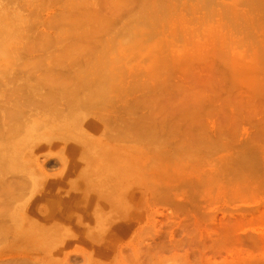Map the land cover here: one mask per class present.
<instances>
[{"label": "rangeland", "instance_id": "rangeland-1", "mask_svg": "<svg viewBox=\"0 0 264 264\" xmlns=\"http://www.w3.org/2000/svg\"><path fill=\"white\" fill-rule=\"evenodd\" d=\"M141 1L0 0L2 3L0 4V33L2 34L0 37V153H7L9 157L20 148L21 161L25 163L27 173L28 171L33 173L30 169L33 167L38 169L40 166L43 172L40 174L44 176L46 183L63 181L65 186L57 189L59 191L56 193L61 201L69 199L66 196L72 194L80 197L89 194L94 198V202L87 208L84 207L86 200L79 202L78 206L81 207L78 208L83 210V215L73 213L76 211L73 208L62 209L67 214L68 211L70 212L69 219L73 222L67 221V223L58 217H49L47 224H44L38 220L44 210L36 208V214L32 215L29 209L24 213L25 209L21 214L16 209L18 203L31 200L40 189V174L35 171L34 175H31L34 181L31 182L27 173L25 177L20 178L24 172L18 171L17 166L12 162L8 167H4L5 169L0 167V231H2L0 232V264L4 260L2 264L5 262L6 264H25L26 262L35 264L28 256L34 253H41L39 256H45L44 260L59 259L54 263L46 261L39 264H135V258L138 260L135 261L136 264H259L255 259L264 257V0H211V2L206 0V3H203L204 0H198V2L182 0L180 3L178 2L180 0L177 2L167 0L170 4H165L166 0H163L164 2L152 0L159 1L156 3L157 8L160 5H163V8L165 5L170 7L172 3L176 5H172L170 10L167 8L168 12L161 7L165 13L169 14H166L168 17L164 15L167 21L161 17L165 13L162 14L163 11L160 8L158 11H162L161 14L156 15L157 11L154 12L155 17L158 15L160 17L158 21L163 20L157 21L161 24H155L158 27L155 28L156 31H154L155 26H152L151 33L147 32L150 26H146L148 30L145 25L142 26L140 20L143 17L135 22V15L141 13L138 10H141V7L143 10L146 6V1ZM151 3L154 7L156 6L154 2ZM88 7L92 9L89 10ZM152 7H150L151 12L154 9ZM150 9L148 8L147 11ZM85 10H87L86 13H84ZM145 11L144 9L145 15L141 16H146L148 12ZM181 11L182 19L178 15ZM94 14L95 17L97 15V18L103 19L106 28L100 23L101 20L98 19L99 23L93 20ZM184 14L189 16L184 18ZM173 16L174 18L171 19ZM104 18L108 19L106 20L109 21L108 24L104 23ZM76 19L77 21L84 19L85 25L80 21V27L78 25L74 27L73 22ZM90 20L98 25L94 24L97 25L94 26L92 22L88 24L87 21ZM164 20L165 28L162 29L167 32L159 29V26H163ZM174 22L175 24H172ZM69 26L71 29L74 28L68 30ZM129 26L131 29L128 28ZM125 28V31L130 29L131 32L137 29L136 37L129 38L125 33L123 35ZM157 30L171 37H168L169 41H166V48L162 43L163 39L161 43L159 42L161 36L166 35H158ZM87 33H89L88 36ZM147 34H150L149 37ZM151 34H153L152 37ZM125 35L128 38L127 41H123ZM129 39L132 41H128ZM140 40H144V43ZM156 41L159 43L155 44ZM159 44H163V47H158ZM157 47L164 48L161 49L162 51H170V54L161 51L163 55L168 53L169 58L168 54L167 57L161 56L160 50H156ZM106 53L108 55L104 57H107V60H110L107 63L111 64L105 65L109 66L108 70L111 69L110 82H107L110 87L107 92H103L105 94L102 99L97 97L98 99L93 100L90 110L96 115L89 109L87 112L89 111L90 114L86 112L88 114L86 118L99 120L98 132L85 128L82 123L86 119L80 118V129L82 128L80 135L87 139V149L90 148L97 158L101 157L98 150L101 145L108 151L115 146V143H119L117 148L126 145L135 146L132 148L135 149L133 157L140 158L139 155H141V159L145 160V169L140 174L141 177H146L143 179L139 175L137 178L142 182V186L137 181L138 184L135 185L137 187L133 188L137 196H139V190L145 192L143 197L136 199L137 202H132L126 197L123 189L120 192H108L100 196L102 193L97 189L87 188V185L79 186L84 183V178L89 177L85 176L86 174L94 177L96 171L83 166L84 158L81 162L83 155L78 154L74 147L68 151L73 152L71 161L77 163L80 168L77 167L78 169L72 175L65 177L62 173L61 159L70 153L66 154V145L61 143L59 132L49 130L51 125L63 127L55 122L60 117H66L69 113L68 107L89 93L90 89L86 88L88 86L85 87L88 84L84 85L85 79L90 78L94 73L97 74L96 71L103 67L99 61ZM165 58L168 59L165 61ZM159 59L162 61L160 62ZM155 63L156 68L152 69ZM97 64L100 65L99 69ZM87 71L89 73L92 71L89 74L90 77ZM238 73H240L239 76H235ZM84 89L88 91L83 93ZM47 93H50V96ZM54 108L61 110V114L54 116L55 118L51 111ZM131 117L132 121L129 122L128 119ZM53 119L56 121L54 122ZM109 119L110 123H108ZM111 123L114 124L111 125ZM145 125L150 134L148 135L150 139L147 140L150 141L143 140L148 142V146L151 144L149 148L146 147L147 150L144 147L146 143L143 146L141 141L145 133L148 134L143 129ZM29 127L33 128L37 138L27 139L22 149L19 147L21 135H24ZM109 127H113V130ZM73 130L71 134L76 135L77 129L75 133ZM114 130L120 135L110 134ZM125 131L128 133L126 137ZM131 138L135 140L134 143ZM44 139L54 142L52 150L43 149V146H51L45 143ZM92 140L95 142L89 143ZM76 143L80 144L77 140L74 141V144ZM23 153L27 155L25 160H22ZM165 155H171L172 161L169 157L167 161L164 160L167 157ZM151 157L158 163L153 161L154 165ZM14 160L20 162V159ZM189 160L190 162H187ZM150 161L153 165L148 163ZM89 181L92 182V180ZM20 188L24 190L21 198L18 196L22 192ZM165 194L169 196L163 198ZM102 202L103 207H101ZM113 203H115L114 206ZM93 204H96L95 207ZM40 205L38 207H41ZM177 207L180 208L177 209ZM91 210L96 212L93 213ZM116 212L122 213L123 217L133 212L138 223L134 216L133 229L114 232L113 230L116 229L113 227L120 223V220L114 219ZM20 215L24 216H22L24 226L33 223L36 227L38 226L41 233L44 230L47 232L44 231L41 238L36 239L33 233H29L27 237L25 236L27 241L14 237L13 220ZM64 217L67 218L66 215ZM227 217L230 218L227 219ZM101 219L102 223L99 222ZM223 220L226 221L225 224L231 221L230 223L233 225L235 223L237 226L234 225L233 229L234 226L229 224L231 232L222 231L226 227V225L223 229L221 228L223 225L219 227L221 222L224 223ZM96 222L97 225H101L96 226ZM184 227L189 228H187L188 233L186 230L185 233ZM228 228L230 227L227 225V230ZM28 230H30L29 227L25 231ZM193 230H196L195 233ZM212 230L214 231L210 232ZM189 231H193L192 234ZM199 231L201 232L198 233ZM204 232L206 235L211 233L208 239V235L206 236ZM220 232L225 236L223 239H227L226 243L222 242L226 240L219 239ZM186 234H189V237ZM181 239L186 242H182ZM161 242L164 245H160ZM100 247L101 249H97ZM248 259L252 261L246 262Z\"/></svg>", "mask_w": 264, "mask_h": 264}, {"label": "bare ground", "instance_id": "bare-ground-1", "mask_svg": "<svg viewBox=\"0 0 264 264\" xmlns=\"http://www.w3.org/2000/svg\"><path fill=\"white\" fill-rule=\"evenodd\" d=\"M78 1H81V0H78ZM141 1V0H140ZM146 1V8H147V5H148V8L150 9V7H154V4L153 3H151V2H154L155 3V5H156V3H158L157 1H152L151 0V2H147V0H144V2ZM150 1V0H149ZM163 1V0H162ZM167 1V0H166ZM166 1L164 2L165 4H170V1H167V3H166ZM172 1V0H171ZM175 1V0H174ZM182 0H180V1H178L179 3L181 2ZM195 1V0H194ZM201 1H203V0H201ZM210 2H211V0H209ZM88 2V1H87ZM169 2V3H168ZM173 2V1H172ZM176 2H177V0H176ZM184 2V1H183ZM191 2V1H190ZM197 2H198V0H197ZM197 2H196V4H197ZM207 1L206 0H204L203 1V3H206ZM218 2V1H217ZM141 3H143L142 1H141ZM148 3V4H147ZM160 3L161 4H163L161 1H160ZM159 3V4H160ZM201 3V2H200ZM0 4H2L1 2H0ZM144 4V3H143ZM149 4H152V5H149ZM164 4V5H165ZM184 4V3H183ZM208 4V3H207ZM172 5H176L175 3H172L171 5H170V7L172 6ZM203 5V4H202ZM212 5H213V3H212ZM217 5H219V4H217ZM226 5V4H225ZM228 5V4H227ZM1 6V5H0ZM142 5H140V7H141ZM157 6L158 5H156L155 7H154V11L152 10V12H151V9L150 10H148L147 11V9L145 8V7H143V10L145 9L146 11V13L147 14H149V15H147L146 14V16H141V15H145V13L143 12V10H142V7H141V10H138V11H141V13H143V14H141L140 12L138 13V14H134L136 17H134V18H136V21L135 22H138V20H140V17L142 18L140 21H141V23L143 24L142 26H144L145 25V27L147 26H150L149 28V30L147 29V27H146V29L148 30L147 32H149L150 30H152V26H155V24L156 25H159V24H161V23H158V22H161V20H163V19H161L160 21H158V19L160 18L159 17V15L158 16H154L155 15V13L154 12H156V15H157V13L158 14H161V12L163 11V9H164V11L166 12V10H167V8L169 9L170 7H167V6H169V5H165L164 6V8H163V5L161 6L160 5V9H161V7L163 8V9H161L162 11H158L159 10V8H157ZM179 6H181V5H179ZM184 6V5H183ZM185 6H186V4H185ZM152 7V8H153ZM192 7V6H191ZM206 7V6H205ZM215 7H216V5H215ZM221 7H222V5H221ZM226 7V6H225ZM89 8V7H88ZM156 8H157V10H156ZM172 8V7H171ZM175 8V7H174ZM200 8V7H199ZM231 8V7H230ZM92 8H89V10H91ZM140 9V8H139ZM166 9V10H165ZM185 9V8H184ZM189 9H191V8H189ZM195 9H196V7H195ZM170 10V9H169ZM210 10H211V8H210ZM224 10V9H223ZM227 10H228V8H227ZM230 10V9H229ZM86 11L87 10H85L84 11V13H86ZM162 12V14L163 13H165V12ZM171 11H172V9H171ZM171 11H169V12H171ZM177 11V10H176ZM183 11V10H182ZM182 11L180 12V14H178L179 15V17H180V15H181V13H182ZM185 11V10H184ZM212 11V10H211ZM92 12V11H91ZM91 12H88V13H91ZM150 12V13H149ZM167 12H168V10H167ZM174 12V11H173ZM178 12V11H177ZM212 13V12H211ZM223 13V12H222ZM140 14V15H139ZM150 14H153V15H151L150 16ZM166 14H168V13H165V14H163L161 17L163 18L164 17V15H165V17L167 16ZM183 14V13H182ZM186 14V13H185ZM185 14H184V16H185ZM190 14V13H189ZM205 14V13H204ZM228 14V13H227ZM90 15H92V14H90ZM90 15H88V16H90ZM169 15V14H168ZM174 15V14H173ZM177 15V14H176ZM175 15V16H176ZM211 15V14H210ZM82 16V15H81ZM94 17L93 18H95V19H93V20H97L96 22H98V19L99 18H97V15H96V17H95V14L93 15ZM154 16V17H153ZM172 16V15H171ZM186 16H189V15H186ZM186 16L184 17V18H186ZM206 16V15H205ZM229 16V15H228ZM80 17V16H79ZM99 17H100V15H99ZM132 17V16H131ZM137 17H139V18H137ZM158 17V18H157ZM164 17V19L166 20V18ZM168 17V16H167ZM170 17V16H169ZM209 17V16H208ZM207 17V18H208ZM213 17V16H212ZM227 17V16H226ZM82 18V17H81ZM80 18V19H81ZM106 18V17H105ZM105 18H104V20H105ZM130 18V17H129ZM174 18V16L171 18V19H173ZM178 18V17H177ZM181 18V17H180ZM183 18V17H182ZM181 18V19H182ZM203 18V17H202ZM201 18V19H202ZM211 18V17H210ZM209 18V19H210ZM224 18V17H223ZM75 19V18H74ZM79 19V21H77L78 19H76V21H74L73 22V25H75L74 27H76L77 25L80 27V25H79V23L81 24V22L80 21H82L83 22V25H85L84 24V22L85 21H83V20H80ZM170 19V18H169ZM187 19H188V17H187ZM87 20H88V18H87ZM99 20H101V19H99ZM103 20V19H102ZM101 20V21H102ZM106 20H108V19H106ZM105 20V21H106ZM165 20H164V22L162 21V24H163V26H159V29H161L163 32H167V31H165V30H163L165 27ZM176 20V19H175ZM180 20V19H179ZM192 20V19H191ZM104 21V23H107V22H109V21H106L105 22ZM132 21L134 22V20L132 19ZM158 21V22H157ZM167 21V20H166ZM169 21V20H168ZM171 21V20H170ZM173 21V20H172ZM198 21V20H197ZM202 21V20H201ZM87 22H89L88 24H90L92 21L90 20V21H87ZM94 23V24H97V23ZM182 22V21H181ZM183 22H184V20H183ZM183 22L181 23V24H183ZM186 22V21H185ZM86 23V22H85ZM99 23V22H98ZM100 23H102L103 24V21L102 22H100ZM131 23V22H130ZM140 23V22H139ZM158 23V24H157ZM167 23V22H166ZM178 23V22H177ZM188 23V22H187ZM196 23V22H195ZM204 23V22H203ZM226 23H227V21H226ZM231 23V22H230ZM2 24V23H1ZM88 24H87V26H88ZM93 24V22H92V25H94ZM108 24V23H107ZM111 23H109V25H110ZM169 24V23H168ZM172 24H175V22L174 23H172ZM186 24V23H185ZM3 25V24H2ZM1 25V26H2ZM72 25V26H73ZM98 25V24H97ZM97 25H94V26H97ZM124 25V24H123ZM133 25V24H132ZM141 25V24H140ZM170 25H171V23H170ZM179 25V24H178ZM178 25H177V27H178ZM231 25V24H230ZM91 26V25H90ZM94 26H93V28H94ZM100 26V25H99ZM98 26V27H99ZM103 26L105 27V25L103 24ZM108 26V25H107ZM127 26V25H126ZM205 26V25H204ZM232 26V25H231ZM4 27L6 28V25H4ZM71 26H69V28H70ZM73 27V28H74ZM101 28H102V26H100ZM99 27V28H100ZM103 27V28H104ZM110 27H111V25H110ZM124 27V26H123ZM157 26H155L154 27V31H156V28ZM196 27V26H195ZM229 27V26H228ZM1 28V27H0ZM72 28V29H73ZM96 28V27H95ZM106 28V27H105ZM108 28V27H107ZM113 28V27H112ZM128 28H130V26L128 27ZM136 28H137V25H136ZM158 28V27H157ZM163 28V29H162ZM179 28V27H178ZM71 28L70 29H68V30H72ZM118 29H120V27H118ZM117 29V30H118ZM131 29V28H130ZM128 30L127 29V31H125L126 30V28L125 29H123V35H124V33L127 35L128 34V37L129 38H132V37H136V30L135 31H133L132 30V32H131V30ZM174 29V28H173ZM172 29V30H173ZM186 29V28H185ZM192 29V28H191ZM4 30V29H3ZM76 30V29H75ZM90 30V29H89ZM88 30V31H89ZM98 30V29H97ZM96 30V31H97ZM113 30V29H112ZM114 30H115V28H114ZM171 30V29H170ZM177 30V29H176ZM193 30V29H192ZM196 30V29H195ZM212 30V29H211ZM7 30H5V32H6ZM94 31V30H93ZM95 31V32H96ZM154 31H152V33L154 32ZM158 32H157V34L159 35V34H165V33H160V30H157ZM182 31V30H181ZM189 31V30H188ZM209 31V30H208ZM2 32V31H1ZM4 32V33H5ZM71 32H73V31H71ZM120 32V31H119ZM141 32V31H140ZM3 33V32H2ZM74 34H75V32H73ZM77 33V32H76ZM89 33H91V31H89ZM89 33H87V36L89 35ZM116 33V32H115ZM118 33V32H117ZM116 33V34H117ZM138 33H139V31H138ZM137 33V34H138ZM149 33H151V31L149 32ZM169 33V32H168ZM172 33V32H171ZM170 33V34H171ZM184 33V32H183ZM195 33V32H194ZM209 33V32H208ZM213 33V32H212ZM216 33V32H215ZM74 34H72V35H74ZM93 34V33H92ZM178 34V33H177ZM190 34H193V33H190ZM1 33H0V37H1ZM4 35V34H3ZM6 35V34H5ZM94 35V34H93ZM125 35V39H124V37H123V41H127V36ZM148 35H150V34H147V36ZM152 35L153 34H151V37H152ZM156 35V34H155ZM166 36H164V35H162L159 39V42L161 43L163 40H164V42H162L163 44H164V46H165V48L167 47V45H165L166 44V41L169 39V38H171L168 34H165ZM168 35V36H167ZM211 35H213V34H211ZM92 36V35H91ZM90 36V37H91ZM146 36V37H147ZM175 36V35H174ZM181 36V35H180ZM191 36V35H190ZM215 36V35H214ZM4 37H6V36H4ZM3 37V38H4ZM149 37V36H148ZM147 37V38H148ZM155 37V36H154ZM169 37V38H168ZM173 37V36H172ZM224 37V36H223ZM164 38H167V39H164ZM144 39V38H143ZM163 39V40H162ZM174 39H176L175 37H174ZM184 39V38H183ZM147 40V39H146ZM170 40H172V39H170ZM5 41V40H4ZM121 41V40H120ZM128 41H132V39L130 40H128ZM140 41H142V43H144L143 41L144 40H140ZM158 41V40H157ZM156 41V42H157ZM169 41V40H168ZM184 41V40H183ZM159 42H157V43H155V44H158ZM4 43V42H3ZM5 43H6V41H5ZM4 43V44H5ZM185 43V42H184ZM191 43V42H190ZM189 43V44H190ZM224 43V42H223ZM163 44L162 45H160L159 44V46L158 47H163ZM168 45L170 44V43H167ZM171 45V44H170ZM181 45V44H180ZM153 46H156V45H153ZM183 47H184V44L182 45ZM194 46V45H193ZM225 46H226V44H225ZM1 47V46H0ZM143 47V46H142ZM156 48V50H160L159 52L161 53H159V52H156V53H158V55L160 54L161 56H164V57H167L166 55L170 52H168V51H166V50H164V51H166V52H168L167 54H165V55H163L162 54V52L163 53H166V52H164V51H162L161 49H164V48ZM4 48V47H3ZM141 48V47H140ZM152 48V47H151ZM131 49H133V48H131ZM137 49V48H136ZM155 49V48H154ZM187 49V48H186ZM134 50V49H133ZM162 51V52H161ZM189 51V50H188ZM228 51V50H227ZM151 52H152V50H151ZM103 53V52H102ZM186 53V52H185ZM170 54V53H169ZM169 54H168V58H169ZM97 55H100V54H97ZM105 55H108L107 53L106 54H103L102 55V59H101V61H99L100 60V58H99V60H97V61H99V62H101L100 63V65L101 66H103L102 68H100L99 66V64H97L98 65V69L100 68V70H97L96 72H97V74L96 73H94V75L92 74L91 75V77H90V75L89 74H91L92 73V71H91V73H89L88 71V77H90V78H87V79H85V83H84V85L87 83L88 85H85V87L86 86H88V87H86V88H89L90 90L88 91V89H86L89 93L88 94H86L85 96H82L83 98H80V100L77 102L76 101V103L75 104H71L72 106H70V107H68L69 109H68V111H69V113L66 115V117H60V119L57 121V122H55L56 120H54V122L57 124V125H60V126H63V127H58V126H55V125H51V126H49V130H51L50 132H56V131H58L59 132V139H60V141H61V143L63 144V145H66L65 146V152H66V154L67 153H70V151H68V149H72L73 147L74 148H76L77 149V153L79 154H81V155H83V156H81V162H83L82 161V159L84 160V165L83 166H85L86 168H92V169H94L95 171H96V175H94V177L90 174H86L85 176H89L88 178L86 177V178H84L85 179V181H87V182H85L84 181V183H82V184H79V186H86L87 185V188H90V189H97L98 190V192H101L102 194H100V196H102V195H106V194H108V192H110V193H112V192H114V191H119L120 192V190L121 189H123V191L125 192V195H126V197H128L132 202L133 201H135V202H137L136 201V199H138L139 197H141L142 195L144 196V191L143 190H139V196H137V194H136V191L133 189L134 187H137V186H135L136 185V183H137V181L138 182H140L139 180H138V178L137 177H139V175H140V177H141V174L140 173H143V171H144V169H145V165H144V159H141L142 158V156L141 155H139V157L140 158H135V157H133V153H134V151H135V149H132V148H135V146H133V145H131V146H129V145H126V146H120L119 148H117L118 147V145H119V143H115L114 145L115 146H113V147H111V148H109V151L108 150H106L104 147H103V145H101L100 147H99V152L101 153V157H99L98 156V158L96 157V156H94L93 154H92V151L90 150V148L89 149H87L88 148V145H87V143H88V141H87V139H85V138H83L81 135H80V133H81V129H80V126H81V121L79 120L80 118H81V120H85V122H83L82 123V125L85 127V128H87V129H89V130H93V131H95V130H97L96 132H98V127H99V120L97 121V120H95V119H90V118H86V115L88 116V114H90V112H92L90 109H91V106L93 105V100L95 101V99H98L97 97H99V99H102L103 98V95L105 94V93H103V92H107V90L109 89V87H110V85H108L109 83H107V82H110V75H112L111 73H109L110 72V70H108L109 69V66H105L106 64L107 65H111V64H108L109 63V61L110 60H107L108 58L107 57H104ZM149 55H150V52H149ZM151 55H152V53H151ZM161 56H159L160 58H162L163 59V57H161ZM101 57V56H100ZM158 57V58H159ZM171 57V56H170ZM104 58V59H103ZM157 58V59H158ZM167 58V59H168ZM110 59V58H109ZM166 58H165V61L167 60ZM160 60V62L162 61L161 59H159ZM158 60V61H159ZM107 61H108V63H107ZM237 61V60H236ZM159 62V63H160ZM235 62V61H234ZM98 63V62H97ZM162 64V63H161ZM232 64H233V62H232ZM236 64V63H235ZM153 65V64H152ZM155 65V67L153 66L152 67V69L153 68H156V63L154 64ZM159 65V64H158ZM163 65V64H162ZM237 65H239V64H237ZM244 66V65H243ZM242 66V67H243ZM96 67V66H95ZM105 67H108V68H105ZM158 67V66H157ZM234 67V66H233ZM238 67V66H237ZM236 67V68H237ZM97 68V67H96ZM96 68H94L95 70H96ZM240 68H241V65H240ZM105 69H107V70H105ZM149 69H150V67H149ZM239 69V68H238ZM141 70V69H140ZM151 70V69H150ZM155 70V69H154ZM154 70H152V71H154ZM242 70V69H241ZM247 70V69H246ZM90 71V70H89ZM94 71V70H93ZM99 71V72H98ZM101 71V72H100ZM151 71V72H152ZM233 71H235V70H233ZM245 71V70H244ZM112 72V71H111ZM134 73H135V71H133ZM138 72H140L139 70H138ZM143 72V71H142ZM237 72V71H236ZM236 72H235V74H236ZM238 72H240V70L238 71ZM242 72H243V70H242ZM242 72H241V74H242ZM102 74L101 75V77H99V75L100 74ZM136 73H137V71H136ZM135 73V74H136ZM239 74L240 73H238L237 75H235V76H239ZM244 74V73H243ZM96 75H98V77L96 76ZM86 76V75H85ZM245 76V75H244ZM240 77H242V76H240ZM86 78V77H85ZM116 78V77H115ZM116 82V81H115ZM107 83V84H106ZM118 88V87H117ZM104 89H106V91H104ZM119 89V88H118ZM85 89H84V92L83 93H85V91H86ZM87 93V92H86ZM47 95L48 96H50V93L48 94L47 93ZM95 95V96H94ZM45 96H46V94H45ZM101 97V98H100ZM78 100V99H77ZM97 101V100H96ZM71 103V102H70ZM69 103V104H70ZM95 103V102H94ZM92 104V105H91ZM115 104V103H114ZM112 105V104H111ZM110 106V105H109ZM89 109V111L87 112V110ZM117 109H119V107L117 108ZM51 111H53V117L54 116H59V113L61 112V110L59 109V108H54L53 110L51 109ZM86 112L88 113V114H86ZM108 112V111H107ZM109 113V112H108ZM58 114V115H57ZM61 114V113H60ZM92 114H95V113H93L92 112ZM113 114V113H112ZM84 115V116H83ZM96 115V114H95ZM94 115V116H95ZM15 117H16V115H14ZM127 116V115H126ZM130 117V116H129ZM128 117V118H129ZM55 118V117H54ZM95 118H97V117H95ZM106 119H108V118H106ZM106 119H105V122H106ZM127 119V118H126ZM132 117L130 118V119H128L129 120V122H131L132 120ZM115 120V119H114ZM113 120V121H114ZM128 120H126V122L128 121ZM80 123H79V122ZM119 121V120H118ZM125 122V121H124ZM125 122V123H126ZM108 123H110V119H109V122ZM128 123V122H127ZM79 126H78V125ZM103 124H105V123H103ZM112 124H114V123H111V125ZM116 124H118V126H119V123L117 122V120H116ZM131 124V123H130ZM129 124V125H130ZM102 125V124H101ZM110 125V126H111ZM117 126V125H116ZM146 126V125H145ZM145 126H144V128L143 129H147V126H146V128H145ZM74 127H76V128H74ZM78 127V128H77ZM30 128H32V127H29L28 129H27V132H25V134L24 135H21V139H20V144H19V147H21L22 149H23V146H25V142H26V140L27 139H34L35 137L37 138V136L35 135V133H34V130H33V128H32V130H30ZM35 128V127H34ZM73 128L75 129V130H73ZM100 128H101V126H100ZM107 128V127H106ZM110 128V130L112 129L113 130V127H109ZM76 129H77V132H76ZM87 129H85V130H87ZM53 130V131H52ZM55 130V131H54ZM73 130V132L75 133L76 132V135H72L71 134V131ZM88 130V131H89ZM108 130V129H107ZM144 130V131H145ZM148 130V129H147ZM145 131V132H147L148 134L146 135V133H145V135L144 134H142V136H140V137H142V140H141V138H140V140L142 141V144H143V146H144V144L146 143L143 139H146V141H150V140H147V139H150V137L148 138V135L150 136V134H149V132L148 131ZM109 132V131H108ZM107 132V133H108ZM142 132V131H141ZM77 133H79V134H77ZM103 133V132H102ZM110 133V132H109ZM114 134V136H115V133H117L115 130H114V132H112L111 131V133L110 134ZM125 133H126V135H125V137L128 135V133L125 131ZM124 133V134H125ZM142 133H144V132H142ZM118 134V133H117ZM117 134H116V137H118L120 134H118V136H117ZM122 134H123V132H122ZM34 137H33V136ZM101 135H103V134H101ZM104 136V135H103ZM111 135H109V137H110ZM31 137H33V138H31ZM147 137V138H146ZM74 139H76L80 144H78V143H76V144H74V141H76V140H74ZM118 138H116V140H117ZM132 140H133V138H131ZM45 140V141H44ZM44 140H42V141H44L45 143H49L51 146H43V149H46L47 151H50V150H52V148H53V145H54V142H52V141H50L49 139L47 140V139H44ZM112 140H115V139H112ZM119 140V139H118ZM93 141L95 142V140H92V141H89V143L90 142H92L93 143ZM134 141L135 140H133V143H134ZM144 141V142H143ZM127 142H131L132 143V141H129V140H127ZM151 142H149V144H150ZM151 145V144H150ZM149 145V146H150ZM175 145V144H174ZM177 145V144H176ZM148 146V142L145 144V149L147 150V147ZM149 146H148V148H149ZM175 147V146H174ZM177 147H179V146H177ZM177 147H175V148H177ZM164 148V147H163ZM180 148V147H179ZM181 148H182V146H181ZM211 148V147H210ZM213 148V147H212ZM161 149V148H160ZM201 150V149H200ZM211 150V149H210ZM149 151V150H148ZM148 151L146 152V153H148ZM155 151V150H154ZM157 151V150H156ZM167 151V150H166ZM176 151H178V150H176ZM213 151V150H212ZM170 152V151H169ZM190 152V151H189ZM204 152H205V150H204ZM238 152V151H237ZM73 153V152H72ZM72 153H70L69 155L67 154V156L66 157H64V158H62L61 159V163H62V168H63V175H65V177H67L68 175H72L73 174V172H75L78 168H80V167H78V164L77 163H75V162H72L71 161V159H72V156H73V154ZM74 153H75V156H76V150L74 149ZM166 153V152H165ZM172 153V152H171ZM177 153V152H176ZM181 153V152H180ZM187 153H188V151H187ZM186 154V153H185ZM189 154V153H188ZM210 153H208V155H209ZM20 155H21V152H20V148H18L15 152H14V154L12 155V156H10L9 155V157H8V155H7V153H0V167L1 168H6V167H8L9 166V163L10 162H12V163H14L16 166H17V170L18 171H20V172H24V174H22L21 176H20V178L22 179V177H25L26 176V173H27V169L25 168V163L24 162H22L21 161V157H20ZM178 154H176V156H177ZM193 155V154H192ZM195 155V154H194ZM193 155V156H194ZM204 155H206V154H204ZM211 155V154H210ZM236 155V154H235ZM25 156H27L26 154H24L23 153V155H22V160H25L24 158H25ZM74 156V157H75ZM165 156H167V155H165ZM187 156V155H186ZM190 156V155H189ZM238 156H239V154H238ZM237 156V157H238ZM78 157H79V155H78ZM161 157V156H160ZM163 157V156H162ZM168 157L171 159L170 161H172V157H171V155H168L167 157H163L164 158V160L166 159V161H167V159H168ZM185 157V156H184ZM20 159V162L19 161H17V160H14V159ZM152 158L153 157H151V160H152ZM159 158V157H158ZM173 158H174V154H173ZM154 159H155V157H154ZM187 159V158H186ZM77 160H79L80 161V159H77ZM157 160V159H156ZM153 161L155 162V160H152V163H153ZM192 161V160H191ZM194 161V160H193ZM137 162H139V164L137 163ZM187 162H190V160L189 161H187ZM135 163H136V165H135ZM149 164L151 163V161L150 162H148ZM151 163V165H155V163H153L152 164ZM158 163V162H157ZM156 163V164H157ZM176 163V162H175ZM160 164V163H159ZM143 165V166H142ZM78 167V168H77ZM149 167H150V165H149ZM0 168V169H1ZM4 168V169H5ZM147 168H148V165H147ZM170 168V167H169ZM239 169V168H238ZM244 169V168H243ZM248 169V168H247ZM30 170H33V173H29V171H28V173H27V175H28V177H29V180L32 182V181H34V178L31 176V175H34V172L35 171H37L39 174L40 173H42L43 174V172L41 171V169H40V166H39V168L38 169H35L34 167L33 168H31ZM80 170V169H79ZM78 170V171H79ZM82 170V169H81ZM147 170V169H146ZM26 171V172H25ZM91 171V170H90ZM94 171V172H95ZM89 172V171H88ZM85 173H86V171H85ZM84 173V174H85ZM145 173V172H144ZM147 174V173H146ZM214 174V173H213ZM148 175V174H147ZM228 175V174H227ZM234 175V174H233ZM240 175V174H239ZM18 176V175H17ZM16 176V177H17ZM84 176V177H85ZM142 176H144L143 174H142ZM39 177H40V189L39 190H37V192L35 193V195H33L32 196V198H31V200H29V201H23L22 203H18V205H17V211H18V213H22V211H24L25 209H26V211H24V213H26L27 212V210L29 209V213L30 214H32V215H35L36 214V208H39V209H42V210H44L43 212H42V214L38 217V220L40 221V222H43L44 224H47L46 222L47 221H49V217H58V218H60V219H62V220H64V221H68L69 223H71V221L73 222V220L72 219H69L70 217H69V215H70V212L68 211V214L65 212V211H62V209L64 208V207H68V208H73V209H76V211H74L73 213H79V214H81V215H83V210L82 209H80V208H78V207H81V206H78V204H79V202L80 201H83V199L84 200H86V202H85V205H84V207L85 208H87V207H89V206H91V204H92V202H94V198L92 197V196H90L89 194H87V196H78V195H75V194H72V195H70V196H66L67 198H69V199H65V200H63V201H61L60 199H59V196H58V194H56V193H58V191L59 190H57V189H59V188H62V187H64L65 186V184H64V182L63 181H57L56 183H46V181L43 179V177L44 176H42L41 174L39 175ZM141 178H143V177H141ZM146 177L144 176V178L143 179H145ZM25 179V178H24ZM140 179V178H139ZM16 180V179H15ZM89 180H92V182L91 181H89ZM141 180V179H140ZM232 181V180H231ZM20 182V181H19ZM71 182V181H70ZM16 183H18V182H16ZM24 183V182H23ZM72 183V182H71ZM138 184V183H137ZM140 184H141V186H142V182H140ZM160 184H161V182H160ZM20 185V184H19ZM27 185V184H26ZM70 186H71V184H70ZM169 186V185H168ZM168 186H167V188H168ZM172 186V185H171ZM8 187V186H7ZM26 187H28V186H26ZM161 187H162V185H161ZM21 188H22V186H21ZM20 188V189H21ZM24 188V187H23ZM85 188V187H84ZM156 188H158V186L156 185ZM166 188V189H167ZM26 189V188H25ZM147 189H149V188H147ZM162 189H164L165 190V188H162ZM161 189V190H162ZM238 189H239V187H238ZM19 190V189H18ZM87 190H89V189H87ZM86 190V191H87ZM97 190H96V192H97ZM187 190V189H186ZM21 193H17L18 194V196L21 198L22 197V193H23V189H21ZM205 191V190H204ZM88 192V191H87ZM188 193V192H187ZM77 194V193H76ZM98 194V193H97ZM97 194H96V197H97ZM98 194V195H99ZM10 195V194H9ZM147 195H148V193H147ZM161 195V194H160ZM142 196V197H143ZM163 196V195H162ZM165 196V197H164ZM163 196V198H166V197H168L166 194ZM108 197V196H107ZM147 197V196H146ZM63 198H65V197H63ZM106 198V197H105ZM109 198V197H108ZM159 198H162V197H159ZM162 198V199H163ZM10 199V198H9ZM12 199V198H11ZM109 199H111V198H109ZM144 199V198H143ZM172 199V198H171ZM111 201L112 202H114L113 201V199H111ZM11 202V201H10ZM42 202V203H41ZM177 202V201H176ZM84 203V202H83ZM103 203V202H102ZM101 203V207H103L104 206V203L102 204ZM179 203V202H178ZM40 204H42L43 206H41ZM41 206V207H38V206ZM94 205V204H93ZM96 205V204H95ZM95 205H94V207H95ZM115 205V203H113V206ZM128 205V204H127ZM131 206V205H130ZM133 206V205H132ZM137 207V206H136ZM139 207V206H138ZM145 207V206H144ZM135 208V207H134ZM178 208H180V207H177V209ZM182 208V207H181ZM143 209V208H142ZM94 210V209H93ZM93 210H91V212L93 211ZM141 210V209H140ZM178 211V210H177ZM91 212H90V214H91ZM96 212V211H95ZM94 211H93V213H95ZM176 212V211H175ZM181 212V211H180ZM202 212V211H201ZM89 213V212H88ZM108 213V212H107ZM106 213V214H107ZM188 213V212H187ZM214 213H215V211H214ZM174 214V213H173ZM182 214V213H181ZM204 214V213H203ZM264 214V213H263ZM64 215H66L67 216V218L66 217H64ZM96 215L98 216V217H100L97 213H96ZM105 215V214H104ZM117 215V216H116ZM123 214L122 213H119V212H116V214L114 215L116 218H114V219H118L117 221H119L120 220V223H118V225L115 227H113V229H116V230H113L114 232H118V231H120V230H129V229H131L132 228V222H133V219H134V216H135V214L133 213V212H131L130 214H128L129 216H127V215H125L124 217L122 216ZM187 215V214H186ZM212 215V214H211ZM210 215V216H211ZM214 216H215V214H213ZM22 216L23 215H20V217L19 218H17V219H14L13 221H14V229H15V234H14V237H17L18 239L20 238V239H22L23 238V240L25 239V236L27 237V235L29 234V233H33L34 234V237H35V239L36 238H41V236L43 235V233H44V231H46V230H44L43 228V230L44 231H42L43 233H41V231L40 230H38V226L36 227L35 226V224H33V223H29L30 225L28 226V225H23L24 224V222H23V219H22ZM170 216V215H169ZM213 216V217H214ZM234 216V215H233ZM255 216V215H254ZM261 216V215H260ZM24 217V216H23ZM92 217H94V215L92 216ZM177 217V216H176ZM189 217V216H188ZM192 217V216H191ZM198 217V216H197ZM196 217V218H197ZM205 217V216H204ZM238 217V216H237ZM101 218V217H100ZM99 218V219H100ZM171 219H172V217H170ZM183 218H185V217H183ZM203 217H201V219H202ZM228 218H230V217H227V219ZM241 218H242V216H241ZM244 218V217H243ZM29 219V218H28ZM174 219V218H173ZM188 219V218H187ZM211 219H212V217H211ZM227 219H225V220H227ZM238 219V218H237ZM248 219V218H247ZM251 219V218H250ZM249 219V220H250ZM3 220V219H2ZM75 220V219H74ZM93 220H94V218H93ZM106 219H104V221H105ZM135 220H136V223H138V219L136 218V216H135ZM177 220V219H176ZM186 220V219H185ZM238 220H240V219H238ZM244 220V219H243ZM1 221V220H0ZM5 221V220H4ZM95 221H97L98 222V220H96L95 219ZM102 221V219L99 221L100 223H102L101 222ZM170 221V220H169ZM178 221V220H177ZM184 221V220H183ZM190 221V220H189ZM198 221H199V219H198ZM197 221V222H198ZM212 221V220H211ZM219 221V220H218ZM224 221V220H223ZM241 221V220H240ZM67 222V223H68ZM86 224H87V222L86 221H84ZM83 222V223H84ZM97 222H96V226H100L99 224L97 225ZM112 222V221H111ZM180 222V221H179ZM229 222V221H228ZM227 222V224H225L226 223V221H224V223L223 222H221L222 224L221 225H219V227H221L222 225H223V227H221L222 229L225 227L224 225H226V229L224 228L222 231H230V229H231V225H229V224H232V226H234L235 225V223H234V225H233V223H228ZM242 222V221H241ZM1 223V222H0ZM66 223V224H67ZM170 223H172V224H174V222H170ZM182 223V222H181ZM191 223V222H190ZM206 223V222H205ZM208 223V222H207ZM58 224V223H57ZM74 224V223H73ZM193 224V223H192ZM191 224V225H192ZM198 224H199V222H198ZM104 225V224H103ZM102 225V226H103ZM107 225H108V223H107ZM182 225V224H181ZM180 225V226H181ZM227 225H228V227H230V228H228L229 230H227ZM63 226H64V224H63ZM67 226V225H66ZM72 227H74L73 225H71ZM78 226V225H77ZM93 226H94V223H93ZM170 226V225H169ZM186 226H188V225H186ZM197 226V225H196ZM206 226H207V224H206ZM235 226H237V225H235ZM235 226L234 227H232L233 229L235 228ZM30 228V230H28V231H25V230H27V228ZM75 227H76V225H75ZM79 227V226H78ZM86 227H88V225L86 226ZM106 227V226H105ZM172 227H173V225H172ZM182 227H183V225H182ZM200 227H202V226H200ZM200 227H199V229H200ZM77 228V227H76ZM75 228V229H76ZM80 228V227H79ZM102 228V227H101ZM100 228V229H101ZM136 228V227H135ZM169 228V227H168ZM177 228H179V227H177ZM188 228V227H187ZM187 228H183L184 229V231L186 230H188ZM194 228V227H193ZM197 229H198V227H196ZM3 229H5V228H3ZM41 229V230H42ZM51 229V228H50ZM87 229H89V228H87ZM92 229V228H91ZM133 229V228H132ZM183 229H182V231H183ZM205 229V228H204ZM208 229H209V227H208ZM220 229V228H219ZM180 230H181V228H180ZM180 230L178 229V231L180 232ZM207 230V229H206ZM211 230V229H210ZM221 230H217V231H221ZM232 230V229H231ZM69 231V230H68ZM90 231V230H89ZM88 231V232H89ZM160 231V230H159ZM168 231H169V229H168ZM174 231H175V229H174ZM186 231H185V233H186ZM194 231V232H193ZM192 232L193 233H195V231L196 230H193ZM214 230H212V231H210V232H213ZM217 231H215V232H217ZM0 232H2V231H0ZM47 232V231H46ZM45 232V233H46ZM88 232H87V234H88ZM98 232H100V230L98 231ZM111 232V231H110ZM149 232V231H148ZM192 232H190L189 231V233H191L192 234ZM201 231H199L198 233H200ZM207 232H208V230H207ZM206 232V233H207ZM231 232V231H230ZM233 232V231H232ZM14 233V232H13ZM49 233V232H48ZM162 233V232H161ZM175 233H176V231H175ZM184 233V234H185ZM187 233H188V231H187ZM224 233H226V232H224ZM86 234V235H87ZM182 234V233H181ZM204 234H205V232H204ZM209 234H211V233H208L207 235H208V237H207V239L209 238ZM220 234H221V232H220ZM219 234V236H221V237H219V239L220 238H222L223 239V237H225V236H223L222 234L220 235ZM73 235V234H72ZM156 235H157V232H156ZM166 235V234H165ZM167 235H168V233H167ZM188 235V236H187ZM197 235V234H196ZM206 235V234H205ZM204 235V236H205ZM206 235V236H207ZM225 235V234H224ZM79 236V235H78ZM103 236V235H102ZM159 236V235H158ZM178 236V235H177ZM186 236L187 237H189V234H186ZM194 236H195V234H194ZM232 236V235H231ZM234 236V235H233ZM173 237H175V236H173ZM179 237H180V235H179ZM178 237V238H179ZM193 237V236H192ZM191 237V238H192ZM214 237V236H213ZM228 237H229V234H228ZM236 238H237V236H235ZM235 237H234V239H235ZM79 238V237H78ZM170 238V237H169ZM171 238H172V236H171ZM181 238V237H180ZM182 238H183V236H182ZM198 238V237H197ZM200 238V237H199ZM211 238V237H210ZM215 238H218V236L216 237L215 236ZM215 238H214V240H215ZM129 239V238H128ZM184 239V238H183ZM183 239H181V241L183 242L184 240ZM190 239V238H189ZM196 239V238H195ZM211 239H213V238H211ZM219 239H218V241H219ZM222 239H220V240H222ZM40 241L42 240V239H39ZM44 240V239H43ZM173 240H175V239H173ZM187 240V239H186ZM191 240H193V239H191ZM198 240V239H197ZM201 240V239H200ZM206 240V239H205ZM223 240H226V241H222V242H227V239H223ZM229 240V239H228ZM16 241V240H15ZM25 241H27V239H25ZM83 241V240H82ZM180 241V240H179ZM196 241V240H195ZM210 241H212V240H210ZM230 241V240H229ZM14 242V241H13ZM33 242V241H32ZM36 242V241H35ZM186 241H184V243H185ZM189 242H192V241H189ZM194 242V241H193ZM200 242V241H199ZM202 242V241H201ZM203 242H204V240H203ZM221 242V241H220ZM219 242V243H220ZM34 243V242H33ZM40 243V242H39ZM170 243V242H169ZM176 243V242H175ZM188 243V242H187ZM210 243H212V242H210ZM214 243V242H213ZM215 243H217V241L215 242ZM43 244V243H42ZM171 244V243H170ZM169 244V245H170ZM182 244V243H181ZM195 244V243H194ZM198 244V243H197ZM196 244V245H197ZM199 244H201V243H199ZM198 244V245H199ZM223 244V243H222ZM45 245V244H44ZM102 245V244H101ZM100 245V246H101ZM160 245H164L162 242L160 243ZM214 245V244H213ZM219 245V244H218ZM228 245V244H227ZM232 245V244H231ZM167 246V245H166ZM172 246H173V244H172ZM175 246V245H174ZM203 246V245H202ZM212 246V245H211ZM19 247V246H18ZM103 247V246H102ZM177 247V246H176ZM208 247H209V245H208ZM218 247V246H217ZM256 247H258V246H256ZM17 248V247H16ZM160 247H158V249H159ZM221 248V247H220ZM224 248V247H223ZM228 248V247H227ZM93 249V248H92ZM97 249H101V247L100 248H97ZM97 249H95V250H97ZM153 249V248H152ZM162 249V248H161ZM213 249H215L214 248V246H213ZM103 250V249H102ZM104 250H105V248H104ZM109 250V249H108ZM93 251V250H92ZM107 251V250H106ZM105 251V252H106ZM149 251V250H148ZM3 253V252H2ZM39 254H41V253H39ZM39 254H37V253H34V254H28V256H30L29 257V259L30 260H32L31 262L32 263H35V264H37V262H38V264L39 263H42V262H46V261H48L49 263H54V262H56L57 260H59V259H57V258H55V259H49V260H44V258H45V256H39ZM105 254V253H104ZM1 255V254H0ZM27 255V254H26ZM25 255V256H26ZM106 255V254H105ZM104 256V255H103ZM139 256V255H138ZM3 257V256H2ZM140 257V256H139ZM28 258V257H27ZM159 258V257H158ZM264 257H261V258H256L255 260L259 263V264H264V259H263ZM15 260V259H14ZM13 260V261H14ZM21 260V259H20ZM136 262L138 261V260H136V258L134 259ZM133 260V261H134ZM154 260V259H153ZM161 260V259H160ZM5 261V260H4ZM4 261H2V262H4ZM13 261H11V262H13ZM134 261V263L136 264V262ZM156 261V260H155ZM155 261H153V262H155ZM250 261H252V260H250V259H248V260H246V262H250ZM2 262H1V264H2ZM15 262V261H14ZM21 262H22V260H21ZM243 262V261H242ZM7 262H5V264H6ZM133 263V262H132ZM139 263H141V261H140V259H139ZM143 263H145V262H143ZM147 263V262H146ZM12 264V263H11ZM16 264H18V263H16ZM24 264V263H23ZM25 264H27V262L25 263ZM29 264V263H28ZM56 264V263H55ZM152 264V263H151Z\"/></svg>", "mask_w": 264, "mask_h": 264}]
</instances>
